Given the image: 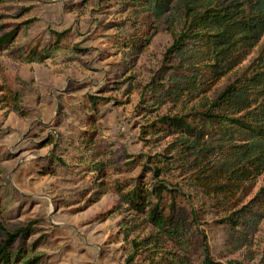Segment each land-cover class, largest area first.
Masks as SVG:
<instances>
[{"label":"rangeland","instance_id":"obj_1","mask_svg":"<svg viewBox=\"0 0 264 264\" xmlns=\"http://www.w3.org/2000/svg\"><path fill=\"white\" fill-rule=\"evenodd\" d=\"M230 1L177 0L156 16L133 0H0V36L12 35L0 48V244L30 225L16 264H201L205 251L264 264V168L242 169L217 132L183 145L162 118L192 119L258 59L260 44L207 79L186 7ZM158 180L162 228L126 198Z\"/></svg>","mask_w":264,"mask_h":264},{"label":"trees","instance_id":"obj_2","mask_svg":"<svg viewBox=\"0 0 264 264\" xmlns=\"http://www.w3.org/2000/svg\"><path fill=\"white\" fill-rule=\"evenodd\" d=\"M144 4V7L159 16L170 8L177 0H133ZM192 21L200 30L207 53L212 59L207 79L219 81L229 70L238 66L248 51L258 44V59L251 69L244 73H233V79L225 83L216 94L207 100L204 111L195 112L192 119L184 116H163L166 127L176 134V139L183 145L193 147L209 132H217L219 139L239 147V166L243 169L260 171L264 168V0H231L227 4L208 5L204 11L194 7H186ZM203 29V32L202 30ZM12 35L0 36V48L5 47ZM180 43V42H179ZM177 46V43L175 44ZM28 55L40 58L42 54L32 49ZM38 59L39 61L42 59ZM34 59V58H33ZM188 81V80H187ZM162 120V121H163ZM242 141L233 143L232 141ZM247 171H240L246 177ZM160 170L155 168L153 175L158 179ZM152 181V180H151ZM152 188L139 189L135 183L129 187L126 198L136 208H143L150 221L162 228L167 218L163 212L164 194L169 188L161 180ZM148 197L157 198L159 203L147 204ZM254 201L264 204V184L257 190ZM172 204L165 206L171 207ZM259 206V205H258ZM162 209V210H161ZM257 211V210H256ZM258 213V212H256ZM253 215V212H251ZM256 214H254L255 216ZM30 225L22 226L13 232L6 231V237L0 244V264H16L23 259L24 248L18 246L12 254L17 238H25ZM38 256L26 258L24 264L35 263ZM201 264H234L214 261L205 251Z\"/></svg>","mask_w":264,"mask_h":264}]
</instances>
